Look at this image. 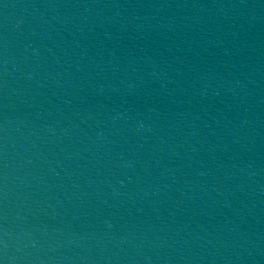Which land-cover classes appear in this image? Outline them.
<instances>
[{
	"label": "water",
	"instance_id": "water-1",
	"mask_svg": "<svg viewBox=\"0 0 264 264\" xmlns=\"http://www.w3.org/2000/svg\"><path fill=\"white\" fill-rule=\"evenodd\" d=\"M0 264H264V0H0Z\"/></svg>",
	"mask_w": 264,
	"mask_h": 264
}]
</instances>
